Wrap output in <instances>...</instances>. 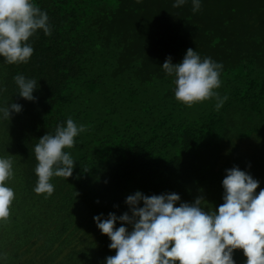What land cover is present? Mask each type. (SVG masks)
I'll list each match as a JSON object with an SVG mask.
<instances>
[{"label": "trees", "instance_id": "1", "mask_svg": "<svg viewBox=\"0 0 264 264\" xmlns=\"http://www.w3.org/2000/svg\"><path fill=\"white\" fill-rule=\"evenodd\" d=\"M35 3L52 35L30 39L27 63L0 57V106H22L0 121V156L14 162L15 193L0 222L4 264H99L114 256L93 218L131 215L125 201L137 191L194 200L197 185L215 178L222 185L233 167L264 183V0H201L195 13L192 0ZM189 48L223 65L216 91L227 100L219 111L215 99L192 107L175 99L162 65L181 62ZM18 74L37 81L34 101L19 96ZM69 117L86 127L66 149L73 174L53 177L51 196L37 194L34 147ZM250 139L254 153L241 154L238 145ZM233 259L247 258L237 249Z\"/></svg>", "mask_w": 264, "mask_h": 264}, {"label": "clouds", "instance_id": "2", "mask_svg": "<svg viewBox=\"0 0 264 264\" xmlns=\"http://www.w3.org/2000/svg\"><path fill=\"white\" fill-rule=\"evenodd\" d=\"M141 0H136L140 3ZM187 0H174L173 7H181ZM192 11L198 12L201 0H192ZM42 31L52 35L48 13L35 0H0V57L6 64L27 63L34 49L30 39ZM223 65L210 57L201 56L192 48L179 63L171 57L162 65L167 76L173 77L175 99L187 107L215 99L219 111L227 96L216 91L221 86ZM20 97L34 101L37 81L18 74L14 77ZM4 91L0 88V92ZM22 106L9 103L0 106V121L9 120L11 113H19ZM86 131L69 117L57 125L54 134L46 133L34 147L37 176L34 191L51 196L53 177L69 178L76 166L72 155L66 151L76 143V138ZM11 156H0V222L7 221L15 199L14 189L8 184L14 177ZM222 181L223 203L217 210H205L200 197L189 204L182 202L176 193L147 196L140 191L129 195L125 203L128 212L117 217L109 213L93 219L102 234H106L115 250L105 264H235L233 252L242 249L245 264H264V189L256 193L259 181L250 174L233 167L226 169ZM143 206H139L140 203ZM121 222L116 227V222ZM131 225V231L123 225ZM5 254L0 253V264Z\"/></svg>", "mask_w": 264, "mask_h": 264}, {"label": "rangeland", "instance_id": "3", "mask_svg": "<svg viewBox=\"0 0 264 264\" xmlns=\"http://www.w3.org/2000/svg\"><path fill=\"white\" fill-rule=\"evenodd\" d=\"M255 147V143L250 140H244L240 145H238L237 149L241 154H247L251 155L254 153L252 151ZM227 162V158L223 159L220 163L219 166L222 165L223 162ZM231 163L233 164L236 162V158L233 157V159H230ZM242 161V159H241ZM224 177H222V180ZM262 177L258 176L256 177V180L259 181V187L256 189V193L258 194L261 189H264V183L262 184ZM214 184V186H212ZM196 193L197 196L202 198L205 203V210H217L218 207L224 202L223 201V194H224V189L223 186L220 184V181L215 178L213 182L208 181V183L205 185V187H202L200 185L196 186ZM196 199L191 200V199H185L183 202H187L189 204L193 203ZM182 203L181 201L177 202L176 206H179V204ZM68 252L65 250V254ZM65 261L69 262L68 256L65 257ZM93 264H96V260H91ZM95 262V263H94ZM98 263V262H97ZM86 264V263H85ZM99 264H105V260H101Z\"/></svg>", "mask_w": 264, "mask_h": 264}]
</instances>
